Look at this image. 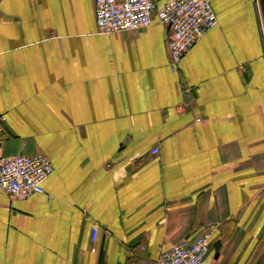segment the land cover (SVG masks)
<instances>
[{
  "label": "crops",
  "instance_id": "obj_1",
  "mask_svg": "<svg viewBox=\"0 0 264 264\" xmlns=\"http://www.w3.org/2000/svg\"><path fill=\"white\" fill-rule=\"evenodd\" d=\"M211 4L172 70L155 15L106 34L94 0H0V150L52 165L0 188V264H154L206 231L205 264H264V0Z\"/></svg>",
  "mask_w": 264,
  "mask_h": 264
},
{
  "label": "built area",
  "instance_id": "obj_2",
  "mask_svg": "<svg viewBox=\"0 0 264 264\" xmlns=\"http://www.w3.org/2000/svg\"><path fill=\"white\" fill-rule=\"evenodd\" d=\"M164 26L172 70H177L185 53L217 20L211 0H94L98 32L111 34L148 27L153 16ZM4 118L2 117V120ZM200 122L201 118L196 117ZM52 171L45 153L4 156L0 150V188L10 198H25L44 193L43 183ZM99 227H91V241L97 239ZM212 231L194 240L181 239L163 248L154 264H205L211 247ZM209 264V263H208Z\"/></svg>",
  "mask_w": 264,
  "mask_h": 264
},
{
  "label": "water",
  "instance_id": "obj_3",
  "mask_svg": "<svg viewBox=\"0 0 264 264\" xmlns=\"http://www.w3.org/2000/svg\"><path fill=\"white\" fill-rule=\"evenodd\" d=\"M220 241H217L215 243H213V249H214V253H215V258L218 256L219 253V248H220Z\"/></svg>",
  "mask_w": 264,
  "mask_h": 264
}]
</instances>
